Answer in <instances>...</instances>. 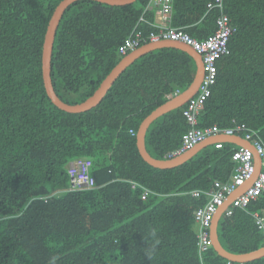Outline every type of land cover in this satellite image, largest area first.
Returning a JSON list of instances; mask_svg holds the SVG:
<instances>
[{
  "label": "trees",
  "instance_id": "obj_1",
  "mask_svg": "<svg viewBox=\"0 0 264 264\" xmlns=\"http://www.w3.org/2000/svg\"><path fill=\"white\" fill-rule=\"evenodd\" d=\"M60 1L0 0V264H225L212 247L199 256L194 211L205 198L192 191L229 177L236 146H208L165 169L144 161L136 146L142 120L192 82L194 60L176 48L152 50L128 64L94 107L61 110L45 92L41 69L44 35ZM210 1L171 4V24L197 39L215 31L221 13L235 27L228 52L216 60L198 126L230 127L234 119L264 143V0H224L221 10L207 11ZM148 3L75 0L65 8L50 58L62 101L86 100L123 57L118 46L130 32L136 27L146 37L154 29L146 22L154 20ZM187 102L149 124L145 147L152 157L164 159L180 145L189 128ZM78 158L91 161L90 188L72 186L67 165ZM253 212L264 216V193L220 217L225 250L262 244Z\"/></svg>",
  "mask_w": 264,
  "mask_h": 264
},
{
  "label": "built area",
  "instance_id": "obj_2",
  "mask_svg": "<svg viewBox=\"0 0 264 264\" xmlns=\"http://www.w3.org/2000/svg\"><path fill=\"white\" fill-rule=\"evenodd\" d=\"M223 2L224 0L208 2L207 11L216 7L221 10ZM171 4L172 0H149L147 7L154 10L157 19L154 22L146 21L142 15L139 17V21L148 22L154 29L149 30L145 37L141 30L135 27L118 46V52L124 57L138 48L143 40L148 39L147 41L155 42L164 39L185 44L200 55L203 75L197 92L188 99L183 110L189 128L183 133L180 145L168 152L167 157L180 155L194 148L201 141L218 134L229 136L242 132L245 139L251 144L249 147L239 146L233 150L231 159L235 162L236 167L230 182L224 183L216 180L212 188L208 190L192 191V195L195 197L201 195L206 197L205 203L194 211V222L197 226V246L201 258L211 245L210 228L214 216L227 203V200L232 198L230 207L226 208L224 213L230 214L233 208H246L252 199L264 192V144L255 131L248 128L245 123H236L234 119L232 120L233 125L230 127L221 128L216 124L198 126V116L201 113L203 102L211 93V86L216 76V60L228 52V39L235 31V27L230 24L229 17L225 13H221L215 19V31L203 39H197L182 29L169 26ZM255 137L257 138L255 139ZM215 146L220 147L221 143L217 142ZM255 155H257L260 163L258 169L254 161ZM90 167L91 161L86 158H78L69 162L67 171L75 189L90 188L95 184L94 178L90 175ZM135 185L136 183L131 181V186L134 187ZM254 218L257 228L261 231L264 244V217L254 213ZM227 264L231 263L228 261Z\"/></svg>",
  "mask_w": 264,
  "mask_h": 264
},
{
  "label": "water",
  "instance_id": "obj_3",
  "mask_svg": "<svg viewBox=\"0 0 264 264\" xmlns=\"http://www.w3.org/2000/svg\"><path fill=\"white\" fill-rule=\"evenodd\" d=\"M75 0H61L57 6L55 7L47 25V29L44 35V41L42 45V55H41V69H42V79L43 85L45 88V92L52 101L54 105H56L59 109L64 110L66 112H80L88 110L95 105H97L109 86L112 84L114 79L121 73V71L130 63H132L136 58L139 56L153 50L156 48L168 46V47H175L185 51L188 55H190L196 66V72L192 79V82L189 84L187 88L180 94L168 99L166 102L161 104L160 106L156 107L151 113H149L140 123L138 130L136 132V146L140 156L143 158L144 161L149 163L150 165L158 168H171L181 163L185 162L187 159L192 157L198 150L206 145L213 143L216 139L215 137L224 135H216L209 137L199 144H197L194 148L185 151L184 153L174 156L169 159H157L152 157L145 147V132L148 128L149 124L158 116L164 114L165 112L180 107L184 102H186L190 97H192L198 89L201 77L203 75V65L200 58V55L196 53L191 47L171 40H158L155 42H148L145 43L134 51L130 52L127 56L121 58V60L111 69V71L107 74V76L101 81L98 88L93 92L91 96H89L83 102L77 104H68L62 101L57 94L55 93L50 76V58H51V51H52V44L55 35V31L60 20L61 15L63 14L65 8ZM99 2L111 4V5H124L130 4L135 0H96ZM229 137V136H225ZM229 138H226L227 141ZM217 141V140H215ZM241 146H250L249 142L241 144ZM221 215V208L215 214L214 219L212 221V225L210 228L211 231V240H212V248L218 253V255L233 261L238 262H246L252 259H257L264 256V246L256 249L254 251H250L247 253L241 254H234L230 253L225 250L219 242L218 234H217V223L218 219Z\"/></svg>",
  "mask_w": 264,
  "mask_h": 264
},
{
  "label": "crops",
  "instance_id": "obj_4",
  "mask_svg": "<svg viewBox=\"0 0 264 264\" xmlns=\"http://www.w3.org/2000/svg\"><path fill=\"white\" fill-rule=\"evenodd\" d=\"M150 8V7H149ZM152 12L154 13V20L153 21H151V22H154L156 19H157V16H156V13L154 12V10L152 9ZM147 21H149V20H147ZM150 26H152V25H150ZM169 26L170 27H174L172 24H171V17H170V22H169ZM153 28V27H152ZM175 28H177V27H175ZM179 29H182V30H184L183 28H179ZM185 31V30H184ZM187 32V31H186ZM190 34V33H189ZM148 42H150V41H147V42H144L143 44H145V43H148ZM143 44H141V45H143ZM165 47H167V48H175V47H168V46H164V47H160V48H165ZM156 49H159V48H156ZM176 49H178V48H176ZM153 50H155V49H153ZM179 50H181V49H179ZM152 51V50H151ZM183 51V50H182ZM150 52V51H149ZM185 52V51H184ZM193 59V58H192ZM185 90V89H184ZM184 90H182V91H180V90H175V92L174 93H172V95H170L169 96V98L168 99H170V98H172V97H174V96H176V95H178V94H180L181 92H183ZM198 90V89H197ZM185 104V102L181 105V106H183ZM180 106V107H181ZM235 121V120H234ZM236 123H239V122H237L236 121ZM243 123V122H242ZM247 126V125H246ZM248 127V126H247ZM249 128V127H248ZM260 137V136H259ZM216 139L215 140H217V141H215L214 140V142L213 143H210V144H208V145H206L205 147H208V146H212V145H216V143L217 142H220L221 143V146H222V144L223 143H229V144H232V145H234V146H236V148H238L239 146H241V144H243V143H245L246 144V142H247V140L245 139V136H244V134L242 133V132H237V133H234V134H232V135H229V137H225V136H223V137H221V136H218V137H215ZM226 138H229L227 141L225 140ZM257 137H255V139H256ZM249 142V141H248ZM220 146V147H221ZM205 147H202L200 150H198L192 157H194L199 151H201L203 148H205ZM220 147H216L215 146V148H220ZM246 147H248V146H246ZM235 148V149H236ZM234 150V149H233ZM192 157H190L189 159H191ZM170 158H172V157H170ZM164 159H169V157H167V154H166V156H165V158ZM189 159H187V160H189ZM186 160V161H187ZM232 160V159H231ZM258 157L255 155L254 156V161H255V163H256V165H257V169L260 167V163L258 162ZM185 161V162H186ZM232 162H233V171H232V173L229 175V177L226 179V180H219V179H216V180H218V181H220V182H230L231 181V177H232V174H234V171H235V167H236V164H235V162L232 160ZM184 163V162H183ZM182 164V163H181ZM178 166V165H177ZM172 168V167H171ZM163 169H165V168H163ZM216 180H214V181H216ZM214 181H213V183H214ZM213 183H212V185L208 188V189H210V188H212V186H213ZM208 189H197V190H208ZM264 193V192H263ZM235 194H237V193H235ZM201 196H203L204 198H205V201H206V197H205V195H201ZM200 196V197H201ZM197 198V197H196ZM199 198V197H198ZM231 200H232V198H229L228 200H227V203H225L222 207H221V215H220V217L222 216V215H230L232 212H233V209H232V212L230 213V214H225L224 213V211H225V209L226 208H229L230 207V202H231ZM251 202V201H250ZM205 203V202H204ZM243 209H245V208H243ZM254 213H256V214H258L259 216H262V217H264L263 215H261L259 212H253L252 213V216H253V219H254V222H255V218H254ZM220 217H219V219H220ZM219 219H218V221H219ZM217 225H218V223H217ZM262 246H264V244H263V242H262V244L258 247V248H256V249H259L260 247H262ZM213 249V248H212ZM256 249H253V250H250V251H254V250H256ZM214 250V249H213ZM215 251V250H214ZM250 251H247V252H250ZM207 252V251H206ZM206 252H204L203 254H202V260L204 259V257L206 256L205 254H206ZM216 252V251H215ZM247 252H243V253H247ZM217 253V252H216ZM218 254V253H217ZM238 254H241V253H238ZM220 256V255H219ZM220 257H222V256H220ZM223 259H225L226 260V262H225V264H227V262L229 261L231 264H234V263H237V264H243V263H246V262H251V261H255V260H259V259H261V258H264V256L263 257H260V258H257V259H252V260H249V261H246V262H238V261H233V260H228V259H226V258H224V257H222Z\"/></svg>",
  "mask_w": 264,
  "mask_h": 264
},
{
  "label": "clouds",
  "instance_id": "obj_5",
  "mask_svg": "<svg viewBox=\"0 0 264 264\" xmlns=\"http://www.w3.org/2000/svg\"><path fill=\"white\" fill-rule=\"evenodd\" d=\"M218 135H221V134H218ZM216 136V135H215ZM248 142V141H247ZM263 142V141H262ZM249 144H250V142H249ZM264 144V143H263ZM250 146H251V144H250ZM249 147V146H248ZM257 156V155H256ZM91 175V174H90ZM151 235L153 236V237H155L156 236V233H155V231H153L152 233H151ZM211 242H212V240H211ZM159 243V240L157 239V240H155V242L152 244V247H151V249L148 251V256L149 257H151V255L153 254V252H154V250H155V247H156V245ZM210 247H212V243H211V245H210ZM209 247V248H210ZM208 250V249H207Z\"/></svg>",
  "mask_w": 264,
  "mask_h": 264
}]
</instances>
